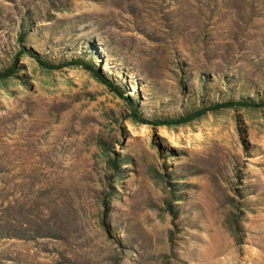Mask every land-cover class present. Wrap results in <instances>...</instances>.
Segmentation results:
<instances>
[{
    "label": "rangeland",
    "instance_id": "rangeland-1",
    "mask_svg": "<svg viewBox=\"0 0 264 264\" xmlns=\"http://www.w3.org/2000/svg\"><path fill=\"white\" fill-rule=\"evenodd\" d=\"M0 75V264H264V0H0Z\"/></svg>",
    "mask_w": 264,
    "mask_h": 264
},
{
    "label": "trees",
    "instance_id": "trees-1",
    "mask_svg": "<svg viewBox=\"0 0 264 264\" xmlns=\"http://www.w3.org/2000/svg\"><path fill=\"white\" fill-rule=\"evenodd\" d=\"M24 39V35L21 34V40ZM37 60L40 62V64L46 68H49V69H55L57 68V65L53 64V63H50L49 61L43 59L42 57H39L37 56ZM82 61L81 59L77 60V61H72L73 63H78ZM15 71V65L12 66L9 71H8V74H3L4 76H8L9 73H12ZM2 75H0L1 77ZM243 103H245L246 105H249V106H260L262 105V101H259V102H256V101H243ZM239 104L238 102L236 101H232V100H228L226 102H223V103H216V104H212V105H209V106H206V107H202V108H198L197 110H194L193 112L189 113L188 115L186 116H181L179 118H176V119H172V120H168V121H148V123H152V124H167V125H179L181 123H184V122H188L194 118H197V117H200L202 115H204L205 113H207L209 110H214V109H217V108H220L222 106H232V105H237Z\"/></svg>",
    "mask_w": 264,
    "mask_h": 264
}]
</instances>
